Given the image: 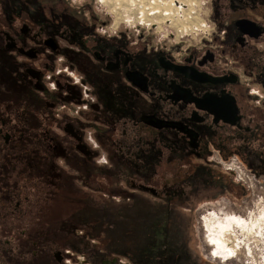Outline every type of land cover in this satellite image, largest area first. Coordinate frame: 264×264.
Returning a JSON list of instances; mask_svg holds the SVG:
<instances>
[{
	"label": "flooded vegetation",
	"instance_id": "1",
	"mask_svg": "<svg viewBox=\"0 0 264 264\" xmlns=\"http://www.w3.org/2000/svg\"><path fill=\"white\" fill-rule=\"evenodd\" d=\"M207 19L169 44L90 0H0V264H231L198 236L223 195L264 210V0Z\"/></svg>",
	"mask_w": 264,
	"mask_h": 264
},
{
	"label": "built area",
	"instance_id": "2",
	"mask_svg": "<svg viewBox=\"0 0 264 264\" xmlns=\"http://www.w3.org/2000/svg\"><path fill=\"white\" fill-rule=\"evenodd\" d=\"M113 30L144 32L169 44L206 37L208 0H97Z\"/></svg>",
	"mask_w": 264,
	"mask_h": 264
},
{
	"label": "rangeland",
	"instance_id": "3",
	"mask_svg": "<svg viewBox=\"0 0 264 264\" xmlns=\"http://www.w3.org/2000/svg\"><path fill=\"white\" fill-rule=\"evenodd\" d=\"M81 1L83 0H70L73 6L79 5ZM90 1L96 11L101 14L97 0ZM101 17L103 21H106L102 15ZM137 35L140 37H152L144 32H139ZM222 197H226V199L230 200V206H227L229 208V213L220 216L213 212H209L208 215H204V226L200 227L198 225V227H200L198 238L201 255L203 258L205 257L207 260L216 263L263 264L264 262L261 260L262 252H259L257 249L255 250V248H257V246H264V210L252 213L253 215L250 213L248 218L243 219L242 217L234 215L235 213L232 214V211H239L243 206L241 200H233V196L228 197L227 195H223ZM251 202L255 204L256 201H252L251 198L245 200L248 208H250ZM261 205L260 203V206ZM212 206L214 205L212 204ZM262 208H264V205ZM230 210L232 211L230 212ZM210 225L213 226V235L208 239L207 227L205 228V226H208L210 229ZM224 225L229 227L226 234V230H222V226ZM258 234L261 236L259 235V237ZM216 235H220L222 243L218 244ZM223 246H225V248L227 247V250Z\"/></svg>",
	"mask_w": 264,
	"mask_h": 264
},
{
	"label": "bare ground",
	"instance_id": "4",
	"mask_svg": "<svg viewBox=\"0 0 264 264\" xmlns=\"http://www.w3.org/2000/svg\"><path fill=\"white\" fill-rule=\"evenodd\" d=\"M258 222V221H257ZM254 224V223H253ZM259 224V223H258ZM250 226H252V225H250ZM205 227H207L206 229H207V233H208V236H207V238L209 239V237L210 236H212L213 235V233H212V228H213V226H211L210 225V229H209V227L208 226H205ZM222 230H226V232H225V234L227 233V231L229 230V227L228 226H222ZM244 231V230H243ZM245 232V231H244ZM229 234V233H228ZM260 234H258V236H259ZM256 236H257V234H256ZM261 236V235H260ZM259 236V237H260ZM216 237L218 238V240H217V242H218V244L219 243H222V238L220 237V235H216ZM224 248H225V246H223ZM226 250H227V247L225 248Z\"/></svg>",
	"mask_w": 264,
	"mask_h": 264
}]
</instances>
